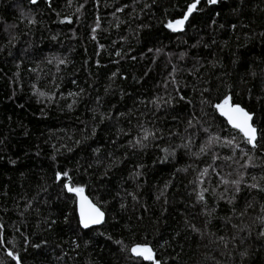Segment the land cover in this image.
Segmentation results:
<instances>
[{
	"label": "trees",
	"instance_id": "1",
	"mask_svg": "<svg viewBox=\"0 0 264 264\" xmlns=\"http://www.w3.org/2000/svg\"><path fill=\"white\" fill-rule=\"evenodd\" d=\"M157 262L264 264V0H0V264Z\"/></svg>",
	"mask_w": 264,
	"mask_h": 264
},
{
	"label": "snow or ice",
	"instance_id": "2",
	"mask_svg": "<svg viewBox=\"0 0 264 264\" xmlns=\"http://www.w3.org/2000/svg\"><path fill=\"white\" fill-rule=\"evenodd\" d=\"M35 2V0H33ZM210 3H216L217 0H209ZM196 8L194 3L191 7L188 8V13L190 14ZM188 19V15H185L183 19L175 21V23H169V27L176 30L179 27H182L184 21ZM231 97H225L222 103L217 104L216 108L228 118V121L233 124L234 127L243 132L244 137L248 140L249 143H252L255 146L256 139V129L249 123L252 119L251 115L246 112L240 105H233L230 103ZM149 133H146L144 139L148 138ZM139 142V141H138ZM211 142V141H210ZM204 149H201L203 151ZM67 176V173H64ZM233 183H239V181H234ZM69 191L82 192V189H73L69 187ZM201 199L203 195L201 194ZM103 218V213L100 212L98 208L94 205H88L87 210L85 205L81 203V223L85 228L89 227L90 224H99ZM131 252L137 256L143 257L146 260H153L154 255L152 249L147 245H136L131 249ZM11 255V253H9ZM158 264V262H157Z\"/></svg>",
	"mask_w": 264,
	"mask_h": 264
},
{
	"label": "water",
	"instance_id": "3",
	"mask_svg": "<svg viewBox=\"0 0 264 264\" xmlns=\"http://www.w3.org/2000/svg\"><path fill=\"white\" fill-rule=\"evenodd\" d=\"M193 4H194V3H192V5H193ZM188 14H189L188 12L184 13L181 17L172 20L171 23L174 24L175 21L183 19L184 16H185V15H188ZM184 22H185V21H184ZM181 28H182V27H179V28H177L176 30H179V29H181ZM172 29H173V28H172ZM233 105H237V104H233ZM219 111H220V110H219ZM220 114H221V116L225 119V121L227 122L228 125L234 127L233 124L230 123V122L228 121V118H227L226 116H224L221 112H220ZM249 123L251 124V121H250ZM251 125H252V124H251ZM234 128H236V127H234ZM236 129H237V128H236ZM237 130H239V129H237ZM239 131H240V130H239ZM240 132H241V131H240ZM241 133H242V135H243V137H244L243 132H241ZM255 135H256V134H255ZM250 144H252V143H250ZM66 186H67V188H69V187H70L69 183H67ZM74 193H75V197H76V210H77V214H78V219H79V223H80V225H81L82 227H84L83 224L81 223V203H82V202L84 203V205H85V209H86V210H87L88 205H94L96 208H98V209L100 210V212L103 213V218H102L101 222L99 223V224H101V223L103 222V220H104V212H103V211H102V210H101V209H100L95 203L92 202V199H91V198L85 193L84 190H83L82 192L74 191ZM99 224H90L89 227L94 226V225H99ZM84 228H85V227H84ZM9 253H10V252H9ZM16 259H17V258H16Z\"/></svg>",
	"mask_w": 264,
	"mask_h": 264
}]
</instances>
